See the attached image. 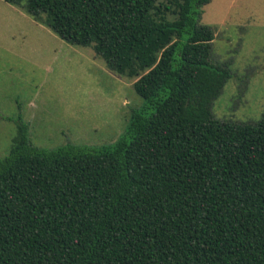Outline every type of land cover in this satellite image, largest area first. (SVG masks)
<instances>
[{"label":"trees","instance_id":"obj_1","mask_svg":"<svg viewBox=\"0 0 264 264\" xmlns=\"http://www.w3.org/2000/svg\"><path fill=\"white\" fill-rule=\"evenodd\" d=\"M106 68L142 102L98 148L0 158V264H264V111L218 119L231 77L210 61L209 0H4Z\"/></svg>","mask_w":264,"mask_h":264},{"label":"rangeland","instance_id":"obj_2","mask_svg":"<svg viewBox=\"0 0 264 264\" xmlns=\"http://www.w3.org/2000/svg\"><path fill=\"white\" fill-rule=\"evenodd\" d=\"M200 22L214 28L210 61L231 72L213 101L214 116L257 122L264 111V0H209ZM133 81L109 71L90 47L66 43L0 0V158L19 119L40 149L112 143L142 102Z\"/></svg>","mask_w":264,"mask_h":264}]
</instances>
